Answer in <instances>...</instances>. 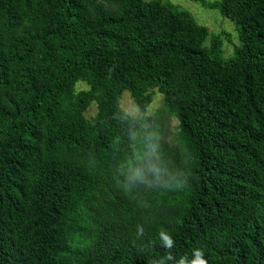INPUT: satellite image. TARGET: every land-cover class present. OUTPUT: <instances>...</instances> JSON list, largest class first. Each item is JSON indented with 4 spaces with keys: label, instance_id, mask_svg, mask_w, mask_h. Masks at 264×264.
I'll use <instances>...</instances> for the list:
<instances>
[{
    "label": "trees",
    "instance_id": "obj_1",
    "mask_svg": "<svg viewBox=\"0 0 264 264\" xmlns=\"http://www.w3.org/2000/svg\"><path fill=\"white\" fill-rule=\"evenodd\" d=\"M191 1L229 55L168 0H0V264H264V0Z\"/></svg>",
    "mask_w": 264,
    "mask_h": 264
},
{
    "label": "rangeland",
    "instance_id": "obj_2",
    "mask_svg": "<svg viewBox=\"0 0 264 264\" xmlns=\"http://www.w3.org/2000/svg\"><path fill=\"white\" fill-rule=\"evenodd\" d=\"M168 1L180 5L182 6V8L188 9L193 14L196 21L199 24L206 26L210 31V33H219L222 31L227 32L230 35L231 42L225 41L223 43V50L225 55H229L231 53L233 44H237V43L239 44V41L237 42L236 30L234 24L227 18H222V20H220L219 17H217L220 16L217 10L202 8L200 4L195 3L194 1L191 0H168ZM213 16H215L216 18L213 19ZM225 55L223 56L226 57ZM120 106L128 114L138 117L142 116V114L139 112L138 108L134 104L133 100L130 98L129 93L127 91H123L121 95ZM161 107H162V96L160 93H155L145 114L146 115L156 114L157 110ZM93 111H94V107L91 106L86 113L87 116H89ZM165 121L168 120L165 119ZM175 124H176L175 120L172 119L169 120V125L171 127L175 126Z\"/></svg>",
    "mask_w": 264,
    "mask_h": 264
},
{
    "label": "clouds",
    "instance_id": "obj_3",
    "mask_svg": "<svg viewBox=\"0 0 264 264\" xmlns=\"http://www.w3.org/2000/svg\"><path fill=\"white\" fill-rule=\"evenodd\" d=\"M200 264H203V261H201Z\"/></svg>",
    "mask_w": 264,
    "mask_h": 264
}]
</instances>
